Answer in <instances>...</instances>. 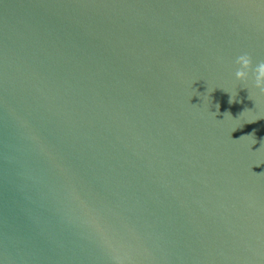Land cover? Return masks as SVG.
Returning a JSON list of instances; mask_svg holds the SVG:
<instances>
[{
  "label": "water",
  "instance_id": "95a60500",
  "mask_svg": "<svg viewBox=\"0 0 264 264\" xmlns=\"http://www.w3.org/2000/svg\"><path fill=\"white\" fill-rule=\"evenodd\" d=\"M244 53L264 0H0V264H264Z\"/></svg>",
  "mask_w": 264,
  "mask_h": 264
},
{
  "label": "clouds",
  "instance_id": "9594fccd",
  "mask_svg": "<svg viewBox=\"0 0 264 264\" xmlns=\"http://www.w3.org/2000/svg\"><path fill=\"white\" fill-rule=\"evenodd\" d=\"M236 63L240 65V67L236 70L235 75L237 79L245 81L249 77V73L252 72L255 78V86L261 91L264 92V61H260L255 68H253V59L252 56L248 53L241 54L237 57ZM230 103L235 102V100L230 97ZM219 108V105H217ZM230 114V113H228ZM255 122V121H252ZM245 136H254L255 132L247 134ZM256 143V139H255ZM254 143V144H255Z\"/></svg>",
  "mask_w": 264,
  "mask_h": 264
}]
</instances>
